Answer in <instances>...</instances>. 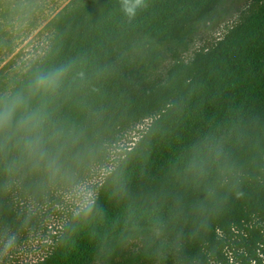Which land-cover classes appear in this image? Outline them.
Returning <instances> with one entry per match:
<instances>
[{
	"label": "trees",
	"instance_id": "16d2710c",
	"mask_svg": "<svg viewBox=\"0 0 264 264\" xmlns=\"http://www.w3.org/2000/svg\"><path fill=\"white\" fill-rule=\"evenodd\" d=\"M230 1L146 0L129 20L120 0H71L0 70V96L27 98L16 120L41 116L0 133V240L37 233L54 205L39 264H264V0L185 60ZM67 64L59 87L29 93ZM34 136L55 176L25 148ZM96 170L91 210L59 208Z\"/></svg>",
	"mask_w": 264,
	"mask_h": 264
},
{
	"label": "rangeland",
	"instance_id": "374dc122",
	"mask_svg": "<svg viewBox=\"0 0 264 264\" xmlns=\"http://www.w3.org/2000/svg\"><path fill=\"white\" fill-rule=\"evenodd\" d=\"M34 1L35 3L40 4V0ZM69 1L70 0H45L43 5L44 9L53 7L55 8L49 15H46L42 18L41 24H46L47 22H49L64 6L68 4ZM248 3L249 0H235L228 2L226 5L227 15L225 16V18L221 19L219 23L213 27L206 26L200 30V32L196 36V41L192 47V50L188 55H186L185 60L191 61L194 57L195 52L203 49H209L217 42V40L222 38L228 28L232 25V23L237 20L242 9ZM1 4L5 5V1L0 0V5ZM34 31L32 33H34ZM32 33H29L28 37L31 36ZM33 39L31 41H33ZM148 123L149 122L147 121L144 125L139 127L138 131L144 130ZM138 135V133L130 134L125 141H123L119 146L115 147L112 152V160L118 158V156L124 150L132 146V143L138 140ZM105 172V170L101 172L96 170V173L91 179L89 178L87 182H84L83 184H75L71 187L68 185V187H66L61 192V198L63 201L62 205L59 208L64 209L67 212L68 210L74 209L75 207L83 206L86 202L91 200L92 194L89 193L90 185L101 182L104 176L103 174ZM55 203L57 202L53 201V204ZM29 207L34 213H39L41 216L40 218L43 221V209L34 204H30ZM53 211L54 205L50 206L49 211H47L46 213L48 214V216H51ZM48 216L46 218L47 229L43 226L42 228H39L37 230V233H34L32 231H28L27 233L26 230L19 231L18 233H12L10 236L0 240V264H39L45 253V246L46 244H48L44 232H46V230H49V232L54 233L58 227L57 220L54 217ZM9 242H11L10 246Z\"/></svg>",
	"mask_w": 264,
	"mask_h": 264
},
{
	"label": "clouds",
	"instance_id": "9594fccd",
	"mask_svg": "<svg viewBox=\"0 0 264 264\" xmlns=\"http://www.w3.org/2000/svg\"><path fill=\"white\" fill-rule=\"evenodd\" d=\"M146 6V0H120L121 10L129 20L134 19L137 12L143 10ZM71 69L72 65L67 64L48 72L47 75L43 73L35 74L28 85L29 93L35 95L42 90L59 87ZM80 75L82 76L83 73H80ZM26 103L27 98L23 93H5L0 96V133L11 130L14 120L18 131H32L39 127L41 116L38 112L25 113L16 120L17 113ZM25 148L33 158L36 167H39L40 164L43 163L53 176L60 172L58 157H49L48 153L44 150L43 141L39 136L29 137V139L25 141ZM90 210L91 207L87 204L80 208V211L83 212ZM10 243L11 242H9V246Z\"/></svg>",
	"mask_w": 264,
	"mask_h": 264
},
{
	"label": "crops",
	"instance_id": "0c3cea01",
	"mask_svg": "<svg viewBox=\"0 0 264 264\" xmlns=\"http://www.w3.org/2000/svg\"><path fill=\"white\" fill-rule=\"evenodd\" d=\"M4 1L5 5H0V70L48 23L41 24V20L55 8L44 9L45 0L40 4L34 0Z\"/></svg>",
	"mask_w": 264,
	"mask_h": 264
}]
</instances>
